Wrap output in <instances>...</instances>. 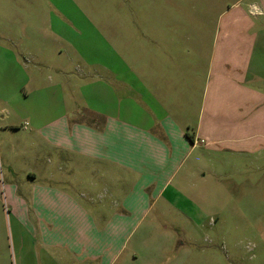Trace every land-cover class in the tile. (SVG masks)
Here are the masks:
<instances>
[{
  "label": "crops",
  "instance_id": "crops-1",
  "mask_svg": "<svg viewBox=\"0 0 264 264\" xmlns=\"http://www.w3.org/2000/svg\"><path fill=\"white\" fill-rule=\"evenodd\" d=\"M216 1L199 8L214 26L178 24L183 0L101 31L77 18L51 31L73 59L50 56L28 12L15 41L2 27L0 264H115L153 204L201 217L180 189L200 163L220 176L214 158L261 151L264 0Z\"/></svg>",
  "mask_w": 264,
  "mask_h": 264
},
{
  "label": "rangeland",
  "instance_id": "rangeland-1",
  "mask_svg": "<svg viewBox=\"0 0 264 264\" xmlns=\"http://www.w3.org/2000/svg\"><path fill=\"white\" fill-rule=\"evenodd\" d=\"M197 1L183 0L180 15L175 17L178 24L190 27L206 23L199 9L208 6L206 0ZM235 1L222 0V7ZM216 2L215 8L220 6ZM142 6V0H0V30L4 26L7 33L11 31L9 38L15 41L12 30L18 24L14 23L19 19L17 11L28 12L31 29L40 30L39 40L44 41L43 35L48 37L50 56L73 59L75 52L52 30L56 33L57 27L64 25L76 28L77 18L99 31L114 23L135 24L141 22ZM168 6L176 8L174 4ZM116 12L124 16L114 15ZM206 24L214 26V17ZM261 147L260 152L229 156L228 160L214 158L215 167L223 165L220 176L211 174L205 161L200 163L201 171L180 189L194 201L201 217L195 212L189 220L174 209L160 208L161 202L153 204L134 227L115 264L133 248L138 249L134 264H264V141ZM192 159L185 161L173 185Z\"/></svg>",
  "mask_w": 264,
  "mask_h": 264
},
{
  "label": "built area",
  "instance_id": "built-area-1",
  "mask_svg": "<svg viewBox=\"0 0 264 264\" xmlns=\"http://www.w3.org/2000/svg\"><path fill=\"white\" fill-rule=\"evenodd\" d=\"M251 11H252L253 13H258V9H256L255 7H252V8H251Z\"/></svg>",
  "mask_w": 264,
  "mask_h": 264
}]
</instances>
